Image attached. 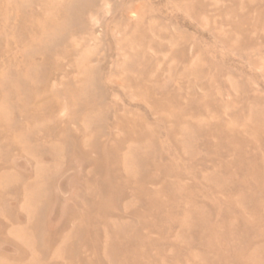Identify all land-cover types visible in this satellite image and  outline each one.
Here are the masks:
<instances>
[{
  "label": "rangeland",
  "instance_id": "obj_1",
  "mask_svg": "<svg viewBox=\"0 0 264 264\" xmlns=\"http://www.w3.org/2000/svg\"><path fill=\"white\" fill-rule=\"evenodd\" d=\"M0 264H264V0H0Z\"/></svg>",
  "mask_w": 264,
  "mask_h": 264
}]
</instances>
